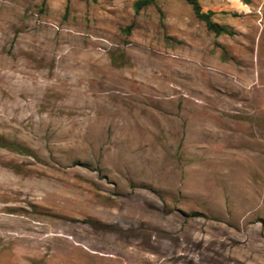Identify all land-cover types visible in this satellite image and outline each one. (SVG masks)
Listing matches in <instances>:
<instances>
[{
	"label": "rangeland",
	"instance_id": "374dc122",
	"mask_svg": "<svg viewBox=\"0 0 264 264\" xmlns=\"http://www.w3.org/2000/svg\"><path fill=\"white\" fill-rule=\"evenodd\" d=\"M0 0V264H264V0Z\"/></svg>",
	"mask_w": 264,
	"mask_h": 264
},
{
	"label": "trees",
	"instance_id": "16d2710c",
	"mask_svg": "<svg viewBox=\"0 0 264 264\" xmlns=\"http://www.w3.org/2000/svg\"><path fill=\"white\" fill-rule=\"evenodd\" d=\"M86 2H96V0H83ZM155 0H137L133 4V8L135 12H138L141 8L146 7L154 3ZM188 5H190L191 10L194 16L205 23V26L208 31L213 32L215 35L221 34H230L228 29L224 26L215 24L211 21V17L213 16L212 11L204 12L200 6V0H184ZM244 3H249V0H242Z\"/></svg>",
	"mask_w": 264,
	"mask_h": 264
}]
</instances>
